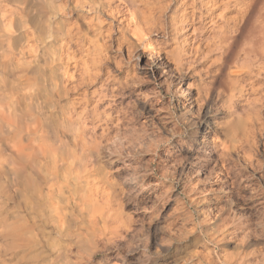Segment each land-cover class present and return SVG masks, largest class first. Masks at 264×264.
<instances>
[{"label":"clouds","instance_id":"1","mask_svg":"<svg viewBox=\"0 0 264 264\" xmlns=\"http://www.w3.org/2000/svg\"><path fill=\"white\" fill-rule=\"evenodd\" d=\"M0 264H264V0H0Z\"/></svg>","mask_w":264,"mask_h":264}]
</instances>
